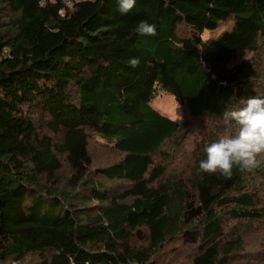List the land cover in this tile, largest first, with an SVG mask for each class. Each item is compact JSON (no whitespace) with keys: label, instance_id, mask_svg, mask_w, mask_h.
Masks as SVG:
<instances>
[{"label":"trees","instance_id":"trees-1","mask_svg":"<svg viewBox=\"0 0 264 264\" xmlns=\"http://www.w3.org/2000/svg\"><path fill=\"white\" fill-rule=\"evenodd\" d=\"M263 66L264 0H0V264H264V156L198 167Z\"/></svg>","mask_w":264,"mask_h":264},{"label":"clouds","instance_id":"clouds-1","mask_svg":"<svg viewBox=\"0 0 264 264\" xmlns=\"http://www.w3.org/2000/svg\"><path fill=\"white\" fill-rule=\"evenodd\" d=\"M136 3L137 0H117V10L127 14ZM136 31L141 36L157 34L156 25L146 20L138 23ZM222 121L226 126L234 125L235 131L203 146L205 158L199 161V169L231 176L234 166L247 171L260 167V157L264 156V95L241 97L224 111Z\"/></svg>","mask_w":264,"mask_h":264},{"label":"rangeland","instance_id":"rangeland-1","mask_svg":"<svg viewBox=\"0 0 264 264\" xmlns=\"http://www.w3.org/2000/svg\"><path fill=\"white\" fill-rule=\"evenodd\" d=\"M264 67V66H263ZM263 89H260L259 92L260 94L263 93ZM157 106H161L162 108L164 109H169V115H171V117L173 118H176V119H179L176 115V111L174 109V106H173V102H172V98L168 97L166 94H162V97L160 100L157 101ZM160 108V107H159ZM217 122V121H215ZM221 122V121H218V123ZM224 126L225 129L227 130H221L223 131L222 133L225 135V134H230L231 131L230 129L234 128L232 126H226L224 125V123H220ZM210 127V124L207 122L205 124H201V130L205 129V131L208 130V128ZM198 132V129L195 131V133ZM202 135H200L199 139H201ZM191 140H193V137L190 138L189 141H186L185 145L183 146L182 150L183 151V154L181 156H178L180 155V153H178L175 157V160L173 162H169L168 163V167L169 169H173V168H176V162L180 160L179 162V167L181 168V165L184 163L183 160L185 158V154H189L192 152L193 150V146H192V143H191ZM262 196V195H260ZM245 221H241L240 223L238 224H245L244 223ZM228 228H231L233 227L234 225H236V223L234 222H228ZM245 227H246V231L244 233V235L246 236V256L250 255L252 253V250H253V254L258 252L260 248H263L264 247V224H260V221L259 222H256V223H253V224H245ZM191 251H189L187 248H185L184 246L182 248H180V250L178 251V254H179V257L181 259V262L180 264H186V256L190 254ZM168 256L170 255V252L167 254ZM183 259V260H182ZM164 259L160 258V261L159 263H161ZM176 264V263H174ZM235 264H240V262H236ZM244 264V263H242ZM253 264H262V263H253Z\"/></svg>","mask_w":264,"mask_h":264},{"label":"built area","instance_id":"built-area-1","mask_svg":"<svg viewBox=\"0 0 264 264\" xmlns=\"http://www.w3.org/2000/svg\"><path fill=\"white\" fill-rule=\"evenodd\" d=\"M67 6L73 4L74 1H78V0H62ZM6 52V50H5Z\"/></svg>","mask_w":264,"mask_h":264}]
</instances>
